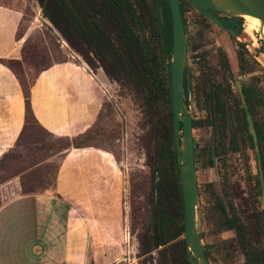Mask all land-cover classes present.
<instances>
[{
    "label": "rangeland",
    "instance_id": "374dc122",
    "mask_svg": "<svg viewBox=\"0 0 264 264\" xmlns=\"http://www.w3.org/2000/svg\"><path fill=\"white\" fill-rule=\"evenodd\" d=\"M0 1L16 5L21 13L18 35L29 31L21 56L7 63L25 89L40 70L62 61L66 53L90 70L99 68L82 41L73 38L74 49L63 41L42 17L36 0ZM179 1L192 76L187 109L199 122L192 130L195 226L208 264H246L234 233L226 227L225 214L232 210L251 246L264 252V197L260 183L256 185L258 149L251 129L253 117L240 91L250 87L264 98V37L259 32L252 38L246 35L242 19L241 31L233 30L235 35L230 36L203 21L185 0ZM238 44L246 51L243 71L236 66ZM221 55L229 70L222 67ZM109 80L91 129L78 141L85 147L66 151V139L49 135L28 117L17 146L0 158V185L15 179L18 197L31 199L19 200V207H33L34 218L40 221L32 230L12 231L11 236L18 238L19 259L27 252L33 264H55L62 257L67 264L79 260L83 264H179L177 239L148 253L141 250L138 236L149 221L158 136L141 118L132 90ZM213 84L225 90L229 104L233 101L245 111L247 136L238 134L235 146L227 134L219 147L214 132L202 123L207 117L203 94ZM260 117L264 122V110ZM2 193L0 187V203L9 201ZM8 217L3 215V220ZM30 217L23 211L17 220L24 223ZM8 233L2 230L3 239ZM7 248L3 245V252Z\"/></svg>",
    "mask_w": 264,
    "mask_h": 264
},
{
    "label": "trees",
    "instance_id": "16d2710c",
    "mask_svg": "<svg viewBox=\"0 0 264 264\" xmlns=\"http://www.w3.org/2000/svg\"><path fill=\"white\" fill-rule=\"evenodd\" d=\"M36 2L42 17L63 41L73 49L75 48L73 38L82 41L108 79L121 88L129 87L132 90L133 102L137 104L141 118L157 131L158 140L151 168L156 180L151 189L149 221L138 239L143 253L165 247L177 239L175 244L179 251L178 262L188 264L183 242L182 202L172 138L168 75L171 21L165 1L161 0L163 27L158 18L157 0H36ZM178 5L186 34L182 4L179 0ZM209 12L225 28H232L236 33L241 31L239 20L214 11ZM245 52L244 46L238 44L235 57L236 66L240 71H243L246 63ZM220 59L222 67L229 70L225 56L221 55ZM187 74L188 81L185 78L182 81L183 103L186 108L189 106V85L192 77L189 69ZM20 85L27 103L28 88L25 89L21 83ZM240 91L248 113L253 117L251 129L257 144V164L261 170L264 190V122L260 119L264 110V98L250 87H243ZM203 102L207 117L202 123L214 132L215 143L219 147H223L227 134L229 143L233 146L236 145L235 138L238 134L240 137L247 136L248 124L244 109L233 101L229 104L225 90L219 84L210 85L203 94ZM28 117L33 120L29 108L25 112V120ZM198 124L199 122L191 117V130ZM84 136L85 133L70 140L66 139L65 149L85 147L78 142ZM193 162H196L194 145ZM256 185H259L258 180ZM228 214H225L226 227L234 233L245 263L264 264V252L251 246L244 227L235 219L233 211L229 210ZM261 223L264 229V218H261ZM203 253L207 260L208 254L204 249Z\"/></svg>",
    "mask_w": 264,
    "mask_h": 264
},
{
    "label": "crops",
    "instance_id": "0c3cea01",
    "mask_svg": "<svg viewBox=\"0 0 264 264\" xmlns=\"http://www.w3.org/2000/svg\"><path fill=\"white\" fill-rule=\"evenodd\" d=\"M20 20L21 13L16 5L0 1V158L17 146L25 128L27 108L37 125L51 136L70 140L86 133L105 100V81H110L100 68L90 70L71 53H66L62 61L52 63L36 74L28 86L26 103L15 73L6 65L8 61L18 60L28 36L27 30L18 35ZM79 149L68 147L66 151ZM0 187L5 191L2 198L9 199L0 203V264H33L26 251L18 258L15 249L18 238L11 236L19 227L32 230L35 223L40 222L34 218L33 207H19V200L28 202L31 199L18 197L19 184L15 179ZM23 211L31 214L24 223L17 220ZM5 214L9 217L3 220ZM3 229L9 232L4 239ZM3 245L8 246L4 252ZM55 264H67L66 259L62 257ZM75 264L83 262L79 260Z\"/></svg>",
    "mask_w": 264,
    "mask_h": 264
},
{
    "label": "water",
    "instance_id": "95a60500",
    "mask_svg": "<svg viewBox=\"0 0 264 264\" xmlns=\"http://www.w3.org/2000/svg\"><path fill=\"white\" fill-rule=\"evenodd\" d=\"M169 10L171 21V45L168 61L169 90L171 104L172 138L175 163L181 193L183 214V242L188 264H208L205 259L199 234L195 226V206L197 188L193 162V140L191 116L183 103L182 81H188V57L185 34L181 20L178 0H164ZM200 16L216 28L234 36L233 30L221 25L209 11L241 20L240 15L256 18L264 26V0H185ZM158 2V18L163 27L161 0ZM262 39V38H261ZM264 41V39H262ZM264 48V45H263ZM181 126V131H180ZM181 132V138L179 134ZM261 196L264 190L261 170L258 165ZM264 210V209H263Z\"/></svg>",
    "mask_w": 264,
    "mask_h": 264
},
{
    "label": "bare ground",
    "instance_id": "6f19581e",
    "mask_svg": "<svg viewBox=\"0 0 264 264\" xmlns=\"http://www.w3.org/2000/svg\"><path fill=\"white\" fill-rule=\"evenodd\" d=\"M239 17L243 20V23H245L244 33L246 35L252 38L255 33L259 32L262 37H264V26L261 25L258 19L246 15H240Z\"/></svg>",
    "mask_w": 264,
    "mask_h": 264
},
{
    "label": "flooded vegetation",
    "instance_id": "af4514ba",
    "mask_svg": "<svg viewBox=\"0 0 264 264\" xmlns=\"http://www.w3.org/2000/svg\"><path fill=\"white\" fill-rule=\"evenodd\" d=\"M220 22V21H219ZM183 24V23H182ZM222 25V24H221ZM224 27V26H223ZM228 29V28H227ZM229 30H231V29H229ZM185 40H186V38H185ZM186 48H187V46H186ZM194 170H195V168H194Z\"/></svg>",
    "mask_w": 264,
    "mask_h": 264
},
{
    "label": "built area",
    "instance_id": "2783aa9c",
    "mask_svg": "<svg viewBox=\"0 0 264 264\" xmlns=\"http://www.w3.org/2000/svg\"><path fill=\"white\" fill-rule=\"evenodd\" d=\"M264 49V48H263Z\"/></svg>",
    "mask_w": 264,
    "mask_h": 264
}]
</instances>
